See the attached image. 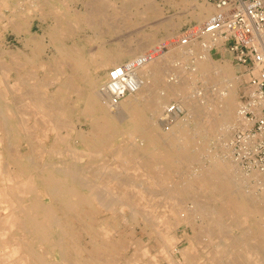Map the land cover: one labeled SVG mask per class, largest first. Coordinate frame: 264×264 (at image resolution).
Returning a JSON list of instances; mask_svg holds the SVG:
<instances>
[{
  "label": "bare ground",
  "instance_id": "6f19581e",
  "mask_svg": "<svg viewBox=\"0 0 264 264\" xmlns=\"http://www.w3.org/2000/svg\"><path fill=\"white\" fill-rule=\"evenodd\" d=\"M77 1L84 10L72 6ZM67 2L71 22L59 8ZM3 4L8 3L0 0ZM56 4L34 0L25 13L17 5L18 13L0 18L2 31L23 34L27 49H4L6 35L0 31V264H163L161 259L196 264L194 248L202 243L210 264H264V174L258 169L242 174L223 143L232 136V124L242 128L249 122L239 112L247 104L236 95L241 75L210 56L209 46L220 39L201 34L188 45L179 44L181 49L157 55L161 47H154L159 42L152 35L135 34V40L134 34L125 35L131 20L136 25L156 15L154 0ZM216 12L208 3L195 2L190 13L202 23ZM47 15L56 23L32 32L34 20L42 22ZM80 22L93 37L67 45L61 37L73 35ZM46 37L57 47L43 60L38 55ZM180 54L197 55L194 64L164 71L160 64ZM111 66L124 68L117 86L129 90L118 101L108 88ZM72 94L75 104H83L80 115L88 131L67 118L75 108L69 105ZM172 99L185 116L162 130L159 116L168 112ZM199 114L204 118L198 120ZM122 124L126 131L120 130ZM211 135L221 141L218 152L208 147ZM117 136L123 145L115 147ZM192 163L201 165L195 174L174 178ZM239 177L256 178L261 193L241 189ZM138 195L153 197L147 201L152 207L164 197L167 209L142 208ZM239 217L253 221L240 236L230 235ZM181 225L189 229L183 238L177 233ZM182 239L187 244L179 248Z\"/></svg>",
  "mask_w": 264,
  "mask_h": 264
},
{
  "label": "rangeland",
  "instance_id": "374dc122",
  "mask_svg": "<svg viewBox=\"0 0 264 264\" xmlns=\"http://www.w3.org/2000/svg\"><path fill=\"white\" fill-rule=\"evenodd\" d=\"M3 1H5V3H8L7 5L6 4H3L1 7H0V10H2V11H0V18H1V14H4V15H10V14H12V11L14 10L15 11V13H16V11H17V9H16V6L20 9V13H25L26 12V10L28 11V7H30L31 5H28V4H32V1H34V0H20V2H23V3H19L18 2V0L17 1H15V0H3ZM52 2H55V5H57L56 3H58V0H51ZM113 2H117L118 0H112ZM155 2H156V7L158 8V10H157V13H155L156 15H154L153 16V14L152 15H150V17H148L147 19H145V20H140L139 22H137V24L136 25H134L133 23V20H131V22L130 23H132L131 24V26L127 29V33H125V35H133L134 34V40H135V38L137 37V35L139 36V37H141V38H146L144 35H148V34H150V35H152V37H153V39L155 40H152L154 43H158L159 42V44H154L153 45V42H152V45L154 46V47H157V46H160L161 48H160V50L157 52V55H163V54H165V53H167L168 52V49L170 50V49H172V48H177V49H179V47H180V49H181V46H179V38H180V36H182L181 34H183V32H184V27L183 26H185L186 25V23L188 22V20L186 19V18H188V17H190L191 18V11H192V7H193V4L196 2V3H208V4H210V5H212L213 7H214V5L212 4V1L211 0H170L171 1V4L169 3V2H166V0H154ZM15 2V3H14ZM16 2H17V4H16ZM29 2V3H28ZM41 2H43V1H41ZM44 2H46V1H44ZM159 3V4H158ZM48 5H49V3H47ZM60 5H59V8H60V11H64V15H61V16H63V17H65L64 18V20L65 21H67V22H71V20H69V18H73V16H74V14L71 12V11H69V6H71L72 4L71 3H69V2H67L65 5L63 4V3H59ZM67 4H69V5H67ZM83 3L81 2V1H77V2H75V4L74 5H72V6H74L75 7V9L76 10H78L79 12L80 11H82V10H84V6L82 5ZM6 5V6H5ZM22 7H21V6ZM8 6V7H7ZM68 8H67V7ZM49 7L48 6H45V9L47 10ZM178 8V9H177ZM215 8V7H214ZM80 9V10H79ZM22 10V11H21ZM186 11V12H185ZM17 13H18V11H17ZM149 13V12H148ZM146 16H148V14L146 15ZM135 17V16H134ZM137 17V16H136ZM45 18V19H44ZM42 20V22H40L39 21V19L38 18H36L35 20H34V22H33V25H32V27H31V30H32V32H37V33H42L44 30H46V29H48V27H50V26H52V25H54L55 23H56V20H55V18L53 17V15H47V17L45 16ZM54 18V19H53ZM134 19V18H133ZM50 20V21H49ZM162 20V21H161ZM175 20V21H174ZM161 21V22H160ZM192 21H197V22H195L194 24H191V25H195L194 27H197L198 25H200L201 24V22L199 23V21L198 20H196V19H194V20H192ZM3 22V21H2ZM179 22H180V24H179ZM204 22V21H203ZM202 22V23H203ZM155 23V24H154ZM189 23H190V21H189ZM40 24V25H39ZM170 24H172V26L170 25ZM78 25V24H77ZM81 25H82V23L80 22V26H79V28H78V26H77V28L78 29H76V31H74L73 32V35L70 33H66V35H64V36H62L61 38H62V40L64 39V42L67 44V45H71L73 42H74V40L76 39H78V41H82V42H85V39H86V37H93V35H92V32H91V30L90 29H88V28H85L84 26H82L81 27ZM84 25V24H83ZM178 25V26H177ZM142 26H144L143 28H142ZM188 26H190V25H188ZM147 27V28H146ZM159 27V28H158ZM171 27V28H170ZM183 27V28H182ZM137 29V31H136V29ZM173 28V29H172ZM132 29V30H131ZM135 29V30H134ZM139 29V30H138ZM142 29V30H141ZM175 29V30H174ZM3 30V27H2V24H1V22H0V31H2ZM130 30V31H129ZM145 30V31H144ZM135 31V32H134ZM169 31V32H168ZM3 32V31H2ZM1 32V33H2ZM75 32H77V37L76 36H74V33ZM0 33V35L2 36V34ZM165 33H169L168 35L167 34H165ZM3 34H5L6 35V39L4 40V42H3V45H2V47L4 48V49H9V50H20V51H27V49H26V47H25V45H24V36H23V34H21V35H15V34H12L11 32H7V33H5V32H3ZM135 34H137V35H135ZM71 35V36H70ZM160 35V36H159ZM1 36H0V42H1ZM82 36V37H81ZM18 37V38H17ZM22 37V38H21ZM160 37V38H159ZM22 40V41H21ZM49 39H48V37H46V39H44V40H42V51H40L39 52V58L40 59H43V60H46V59H48V57L50 56V55H53L54 53H55V48L57 47H55V45L54 44H49V41H48ZM137 40V39H136ZM159 40V41H158ZM23 43V44H22ZM163 46V47H162ZM45 47V48H44ZM49 47V48H48ZM51 47V48H50ZM55 47V48H54ZM43 49H45V50H43ZM51 49V50H50ZM151 48H149L148 50H150ZM223 50V49H222ZM221 50V48H216V49H214V50H212V51H209L210 52V56H211V58H212V60L214 61H216V62H219V63H221V64H227L228 65V67L229 68H231L232 70H234V71H236V72H238V74H240L241 76H239L238 75V78H237V80H236V95H237V100H238V102H240V103H242L243 102V94H244V91H245V86H246V82L249 80V78L250 77H248V75H247V73H246V71L244 70V69H240L239 67H237V66H235V64L233 63V61H232V58H231V56L228 54V53H225V52H223ZM49 52V53H48ZM53 52V53H52ZM159 53V54H158ZM47 54V55H46ZM201 54V52L200 53H197V55L198 56H201L200 55ZM197 55H194V56H197ZM38 56H36L37 58H38ZM183 55H181L180 54V56L178 55V56H176L175 58H173V59H171V63H167V64H169V65H167V64H165V63H161L160 64V66L164 69V71L166 70H168L169 72H173L176 68H174V67H177V66H182V67H189V66H191V65H193L194 64V56H192V54H190V56H187V57H182ZM37 58H36V60H37ZM173 60V61H172ZM187 60V61H186ZM127 61V60H126ZM126 61H124V62H126ZM175 61V62H174ZM181 61V62H180ZM37 62V61H36ZM174 64V65H173ZM36 65H38L37 63H36ZM113 67L111 66V67H109L108 68V72L112 69ZM35 71L38 69L37 67L36 68H33ZM173 69V70H172ZM37 74H38V76L40 75V77L42 76V70L41 69H38L37 71ZM42 72V73H41ZM168 75H171V74H168ZM242 77V78H241ZM171 77H167V79H170ZM241 78V79H240ZM196 87H198V89L202 92V87H201V82H198L197 81V83H196V85H195ZM129 94V92L128 93H125V96L126 95H128ZM122 98H124V97H122ZM121 98V99H122ZM75 96L72 94V99H70L69 100V105L71 106V109H72V107L74 106L75 108H73L74 110H72V115H70V116H68L67 118H71L72 117V119L73 120H75L74 122L76 123V125H77V127H78V129H82V130H84V131H88L89 130V123L84 119V117L83 116H81L80 114H81V109H82V107H83V104H82V102L81 101H78V104L76 103L75 104ZM176 102H178L176 99H172V100H170L168 103H167V105L169 106L170 104H172V103H176ZM74 104V105H73ZM82 105V106H81ZM80 108V109H79ZM183 112L179 115V117L180 118H183L184 116H185V109H183L182 110ZM200 113V112H199ZM201 114V113H200ZM200 114L198 115V120L199 119H203L204 118V116H201V118L199 117L200 116ZM161 119H163L164 118V115H161V116H159ZM163 117V118H162ZM160 119V120H161ZM212 120V119H211ZM165 123V122H164ZM85 124V125H84ZM193 124V123H192ZM123 126L120 128V130H122V131H124L125 129H127V126L125 125V124H122ZM194 125V124H193ZM168 126L169 125H167L166 123L165 124H163L162 123V130L164 129H166L167 130V128H168ZM234 126V124H232L231 125V130H230V135H228V136H231V137H228L223 143L224 144H226V148H227V152L230 154V160L234 163L235 162V164L237 165V166H239V168L241 169L240 171H242V174H243V172L244 173H247V172H250L251 170H249V168L247 167V166H242L241 165V163L240 162H238L236 159H237V156L235 155L236 154V152L235 153H233V156L231 155V153H232V151H233V148H230V145H232V147H234V150L237 148V145H238V141H237V138H238V136L242 133V132H244L245 130H242L241 129V127L237 124H235V126ZM84 127V128H83ZM166 127V128H165ZM254 127H255V122L252 124V126H251V131H253V129H254ZM124 129V130H123ZM126 131V130H125ZM126 133H124V135L123 136H126L125 135ZM211 134V133H210ZM212 136V135H211ZM210 139L208 140V147H209V149L210 150H212V151H216V152H218L217 150L219 149V145H220V142H219V140H218V138H217V136H212V137H209ZM126 139H127V136H126ZM215 139V140H214ZM121 140H123V138H122V136H117L116 138H114V146L116 147V146H121V145H123L122 143H120L121 142ZM214 140V141H213ZM214 142V143H212V142ZM117 142V143H116ZM218 142V143H217ZM231 142V143H230ZM219 144V145H218ZM213 146V147H212ZM218 146V147H217ZM80 147L78 146V149H79ZM214 148H216V149H214ZM226 151V150H225ZM225 154H226V152H225ZM228 154V155H229ZM111 156H107L106 158H110ZM235 157H236V159H235ZM233 158V159H232ZM100 159H102V158H100ZM203 163L202 164H207V160L206 159H202L201 160ZM195 168H194V167ZM201 167V165L200 164H197V163H192V164H190V166L189 165H187V166H183V167H181L179 170H180V174L179 173H174V178H176V177H178V179H180V177H189V175H193V174H195L194 173V171H193V169H196L197 167ZM184 170V171H183ZM244 170V171H243ZM239 173V172H238ZM131 176H133V174L132 173H129ZM127 175V176H130V175ZM179 174V175H178ZM242 174H241V176H242ZM191 175V176H192ZM232 176L231 177H233V176H235V174L233 175V174H231ZM122 176H124V175H122ZM126 176V177H127ZM125 177V176H124ZM247 177V176H246ZM244 178V179H243ZM177 179V178H176ZM234 179V178H233ZM241 179H243V180H241ZM246 180V181H245ZM245 181V182H244ZM249 183H248V182ZM236 182H237V184H239V186H240V188L241 189H243V190H245V191H247V192H250V193H258L259 194V192L261 193V191L262 190H260L261 188L259 187L260 185L258 184V180L256 179V178H252V179H247V178H245V177H239L238 178V180H236ZM241 182V183H240ZM256 182V183H255ZM245 184V185H244ZM247 184V185H246ZM243 185V186H242ZM257 185V187H255ZM246 188V189H245ZM139 197L136 199L137 201H138V204L140 205V207H146V208H151V209H159L158 211H162V210H165V209H167V206L165 207L163 204H165V201H163V199L165 200V198L163 197L162 199H159V198H161V197H156V200L157 199H159L158 200V202H160L161 203V205L160 204H158V205H153V207L151 206L152 204H151V202H153L154 201V199H153V197L151 198V196H146V197H141L140 195H138ZM142 199V200H141ZM153 201H152V200ZM200 199H202V200H204L205 199V197H202V194L200 193ZM151 201L150 203H147V201ZM162 200V201H161ZM206 200H208V198H206ZM148 201V202H149ZM191 201L190 200H187L186 201V205L187 206H191L192 204L190 203ZM147 205H146V204ZM151 204V205H150ZM191 204V205H190ZM149 205V206H148ZM211 205H212V207H214V205L215 204H210V207H211ZM154 206H155V208H154ZM216 206V205H215ZM159 207V208H158ZM149 208V209H150ZM161 208H163V209H161ZM244 220V221H243ZM250 220L251 221H253V219L251 218V217H249L248 219H244L243 217H239L238 218V223H239V225L238 226H235V228H232V232L230 233V235L231 234H234V235H241L242 233H243V231H246V230H244L245 228H247L248 226H250V223H252V222H250ZM244 222V223H243ZM242 226V227H241ZM245 228H244V227ZM240 228V229H236V228ZM243 229V230H242ZM184 231H186L187 233H189V229L186 227V226H184V225H181L180 227H179V229H178V235L181 237V238H183L182 237V233H184ZM242 231V232H241ZM240 232V233H239ZM229 233V232H228ZM227 233V234H228ZM214 240H217V239H214ZM218 240H220V239H218ZM151 243H153V247H154V249H155V251H157V249L159 248V246H158V243L156 242V241H152ZM184 243V244H183ZM185 244H187V240L186 239H182L181 240V242L178 244V247L180 248V246L182 247V246H184ZM203 245H204V243H202ZM199 245V246H196L194 249H195V251H196V253H197V255H198V261H196V264H210V262H209V259H207L208 257H207V254H206V252H207V250H202V246L203 245ZM202 250V251H201ZM243 252V251H242ZM192 254H193V252H192ZM230 254H234V252H232V253H230ZM243 255H244V253H242ZM174 257L177 259V260H179L180 259V254L177 252V251H175L174 252ZM204 255H206V256H204ZM200 259V260H199ZM205 259L207 260L206 262H205ZM164 261V262H163ZM203 261V262H202ZM161 262L163 263V264H166V262H165V260H163V259H161Z\"/></svg>",
  "mask_w": 264,
  "mask_h": 264
},
{
  "label": "built area",
  "instance_id": "2783aa9c",
  "mask_svg": "<svg viewBox=\"0 0 264 264\" xmlns=\"http://www.w3.org/2000/svg\"><path fill=\"white\" fill-rule=\"evenodd\" d=\"M211 1L217 12L197 27H185L179 44L188 45L191 39L201 37V34L218 38L221 43L214 42L209 46V51L223 49V52L231 56L235 66L244 69L250 77L246 82L242 102L247 107L239 110L240 116L249 125L241 128L245 131L237 138V148L234 150L230 145L233 148L231 155L236 152L235 159L242 166L250 170L258 169L264 174V0ZM122 69L118 66L109 71L108 88L117 101L129 92L127 88L122 92L117 86V82L123 81ZM182 112L177 104H170L168 112L163 114V123L169 125ZM254 122L255 127L251 131Z\"/></svg>",
  "mask_w": 264,
  "mask_h": 264
},
{
  "label": "crops",
  "instance_id": "0c3cea01",
  "mask_svg": "<svg viewBox=\"0 0 264 264\" xmlns=\"http://www.w3.org/2000/svg\"><path fill=\"white\" fill-rule=\"evenodd\" d=\"M186 19L188 20V22L186 23L185 26H183L184 28L187 27L188 25H191V24H194V23H195L194 21H192V20H194V19H192V18H190V17H188V18H186ZM189 21H190V23H189ZM183 27H182V28H183Z\"/></svg>",
  "mask_w": 264,
  "mask_h": 264
}]
</instances>
